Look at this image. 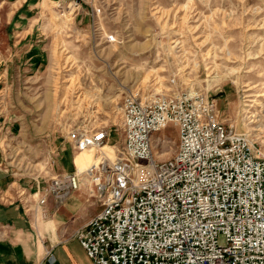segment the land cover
<instances>
[{
  "label": "rangeland",
  "instance_id": "obj_1",
  "mask_svg": "<svg viewBox=\"0 0 264 264\" xmlns=\"http://www.w3.org/2000/svg\"><path fill=\"white\" fill-rule=\"evenodd\" d=\"M131 89L206 94L264 156V0H0V198L33 199L71 157L83 173L70 132L104 129L115 153ZM151 143L172 156L175 128Z\"/></svg>",
  "mask_w": 264,
  "mask_h": 264
},
{
  "label": "built area",
  "instance_id": "obj_2",
  "mask_svg": "<svg viewBox=\"0 0 264 264\" xmlns=\"http://www.w3.org/2000/svg\"><path fill=\"white\" fill-rule=\"evenodd\" d=\"M175 128L172 156L153 157L151 134ZM122 140L85 173L99 210L76 230L91 264H264V156L248 132L219 118L194 91L122 96ZM104 129L70 132L76 150L99 147ZM76 173L49 179L60 200ZM44 195L37 197L45 217Z\"/></svg>",
  "mask_w": 264,
  "mask_h": 264
},
{
  "label": "crops",
  "instance_id": "obj_3",
  "mask_svg": "<svg viewBox=\"0 0 264 264\" xmlns=\"http://www.w3.org/2000/svg\"><path fill=\"white\" fill-rule=\"evenodd\" d=\"M68 162L61 172H73L72 157ZM10 180V175H0V192L6 190L2 187ZM76 180L77 187L60 200L45 194L48 182L43 186L37 182L27 186L36 194L33 199L14 194L4 200L0 198V225L6 226L0 236V264H91L75 232L99 210L100 204L88 176L76 174ZM18 187L22 188L20 184ZM44 194L45 217H40L36 199Z\"/></svg>",
  "mask_w": 264,
  "mask_h": 264
},
{
  "label": "bare ground",
  "instance_id": "obj_4",
  "mask_svg": "<svg viewBox=\"0 0 264 264\" xmlns=\"http://www.w3.org/2000/svg\"><path fill=\"white\" fill-rule=\"evenodd\" d=\"M93 149L94 148H87V149H82V150L76 151L77 154L82 153V154H86L85 156H87L86 158L88 159V162H87V164L83 170H85L91 164L96 163L100 159L101 156H104V157L109 158V159L114 158V155H115L114 149H113V146L110 144L104 143L101 146H99L97 153H94L92 151ZM75 173L77 175H79L80 171H75Z\"/></svg>",
  "mask_w": 264,
  "mask_h": 264
}]
</instances>
